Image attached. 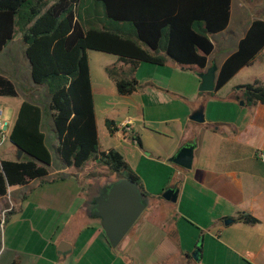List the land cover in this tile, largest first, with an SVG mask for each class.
<instances>
[{
    "label": "crops",
    "instance_id": "crops-1",
    "mask_svg": "<svg viewBox=\"0 0 264 264\" xmlns=\"http://www.w3.org/2000/svg\"><path fill=\"white\" fill-rule=\"evenodd\" d=\"M234 2L229 27L215 35L222 36V47L226 50L229 45V50L216 58L215 45L208 67L215 64L219 70L238 48L251 23L264 19V2L257 8ZM234 21L242 25L241 32H235ZM228 41L231 42L227 44ZM116 58L104 68L122 65L130 73L129 66ZM144 64L126 75L139 83L138 90L125 96L127 99H121L124 97L108 75L100 77L96 92L91 74L100 144L104 150L120 152L140 177L147 204L143 214L120 245L113 248L95 213V200L116 182V174L109 177L98 171L95 162L81 169L66 167L61 161L58 166L52 163L44 180L9 187L7 195L0 197V264H264V161L260 157L264 153V104L248 106L241 89L256 81L264 86V50L218 92L199 89L198 75L208 67L185 68L172 60L165 66ZM180 71L192 74L190 91L149 74L166 76ZM140 72L147 73L139 77ZM112 88L117 95L111 96ZM164 94L172 95L173 104H188V113L168 119L148 114V108L169 103ZM241 101L244 105H240ZM200 109L204 122L196 123L191 116ZM99 110L108 134L106 148L101 141ZM107 119L117 127L113 135L106 127ZM127 119L133 120L130 131L121 126ZM146 123L154 134L153 148L136 133L139 126L146 129ZM169 123H173L175 133ZM161 137H166L167 143L161 141L156 148ZM185 145L195 147L191 169L171 161ZM146 147L152 150V157H157L154 162L169 170L167 175L157 176L166 188L155 190L153 182L140 172L141 159H151ZM11 151L18 156L16 147ZM170 187L179 190L177 202L162 196ZM240 213L259 222H238L235 219ZM227 219H232L228 225ZM196 250L200 251L198 260L193 257Z\"/></svg>",
    "mask_w": 264,
    "mask_h": 264
},
{
    "label": "trees",
    "instance_id": "trees-1",
    "mask_svg": "<svg viewBox=\"0 0 264 264\" xmlns=\"http://www.w3.org/2000/svg\"><path fill=\"white\" fill-rule=\"evenodd\" d=\"M232 1L0 0V53L21 35L32 81L36 87H45L50 96L56 152L63 165L81 169L89 162L99 163L119 180L136 182L146 194L124 156L100 144L88 52L118 57L131 74L143 63L165 66L169 60L204 70L215 50L212 36L230 25ZM263 50L264 19H256L218 70L213 92L250 66ZM105 70L119 95L131 96L138 90V81L127 78L122 65ZM241 89L248 106L264 104V86L259 82ZM0 96H19L14 81L2 74ZM105 124L110 134L117 131L114 121L107 119ZM8 137L24 155L19 160L0 158V197L7 195L9 187L44 180L53 163L39 104L22 102ZM235 220L259 222L246 213Z\"/></svg>",
    "mask_w": 264,
    "mask_h": 264
},
{
    "label": "rangeland",
    "instance_id": "rangeland-1",
    "mask_svg": "<svg viewBox=\"0 0 264 264\" xmlns=\"http://www.w3.org/2000/svg\"><path fill=\"white\" fill-rule=\"evenodd\" d=\"M235 4H244V5H249L252 8L255 7L257 8L259 4H263L264 0H260L259 2L257 0H234ZM251 3V5H250ZM233 28L235 29V32H241L242 30V25L239 23H236L234 21L233 23ZM230 38V37H229ZM228 39V38H227ZM212 40L214 41L216 45V53L215 57L220 58L224 56L228 50H229V45L227 46L226 50L222 47L225 43V41L222 39V36H212ZM231 42V41H230ZM229 41L227 44L230 43ZM231 48V46H230ZM89 58H90V69H91V74L93 76V81L96 86V92H98L97 88L99 87L100 83V77H107V74L105 72V64L110 65L112 64V60L116 61V56L101 53V52H96V51H89L88 52ZM145 66L148 67H154L151 66V64H144ZM125 75L129 76V70H124ZM5 73L6 75L12 77L15 81L16 87L19 92L18 97H2L0 96V108L4 111V118L9 121L10 123V130L13 127V124L16 120V117L19 112V106L24 100H31L33 102L38 103L42 108H43V116H44V124H43V130L46 133L47 136V143L53 153V163L54 166H58L61 162L59 160L58 154L56 152V147H57V135L55 132L53 120L51 117V111L48 108L49 101H50V96L47 92V89L45 87H36L35 84L32 81L31 77V68H30V63L28 62L26 55H25V44L22 40V37L20 34L16 36V38L10 42V44L7 46V48L4 50V52L0 53V74ZM147 73V72H146ZM146 73L140 72L139 77H142ZM151 76H154L155 78H162L165 79L169 82H172L176 86L180 87L181 89H184L186 91H190V85L191 81L194 79L192 78V74H189L188 71H180L178 74H172L169 73L168 75H164L161 73H149ZM112 94L111 96H114V94L117 95V92L112 88ZM167 97V102H169L166 105H163L162 107L155 106L153 109H147L146 112L149 114H153L157 116L158 118H171L175 116L176 114H186L188 113L190 106L186 104L185 102L181 101L180 103L173 104L172 103V95L171 94H164ZM117 99H120V96H116ZM124 98L121 99H127L125 96ZM177 99V98H176ZM111 100H115L114 97H111ZM154 102V101H153ZM244 101L240 102L241 103ZM132 103V102H131ZM115 105H118L115 103ZM100 111V110H99ZM101 112V113H100ZM98 113L99 119H100V134H101V141L103 143V146L106 148L108 140V134L107 130L104 126V123L102 122V111ZM119 120V119H115ZM146 129H142L143 126H139L136 129V133L140 134L142 137V140L144 141L145 145L149 146V148L155 147V142L151 138L152 134L150 130L149 123H146ZM172 129V132L175 133L173 123H169V126ZM149 129V130H148ZM105 132L103 133V131ZM162 130H164V126H162ZM147 131V132H146ZM165 131H163L164 133ZM151 133V134H150ZM9 136V135H8ZM6 137L4 141H1L0 139V158H10V159H18L17 154H14L12 149H15L13 144L10 142L9 137ZM140 137V138H141ZM154 137V136H153ZM156 137V136H155ZM167 143L166 137H161L160 140H158L156 148L159 147V143ZM149 152L146 153L147 157L151 158L150 160H145L141 159L140 164V172L143 176V178L148 179V181H152L154 186L152 188L156 189H162L166 188L167 185H164L165 183H162L157 176H165L168 174L169 170H166L162 165L159 164V162H154L158 161L156 159L157 157H152V150L146 147ZM157 156V155H155ZM153 158V159H152ZM97 170H101L106 175L113 176L115 173L112 172L110 169L108 170L106 166L100 165L97 163ZM114 173V174H113ZM115 180H119L118 175H114ZM164 186V187H163ZM101 190L98 193V196L100 195Z\"/></svg>",
    "mask_w": 264,
    "mask_h": 264
},
{
    "label": "water",
    "instance_id": "water-1",
    "mask_svg": "<svg viewBox=\"0 0 264 264\" xmlns=\"http://www.w3.org/2000/svg\"><path fill=\"white\" fill-rule=\"evenodd\" d=\"M217 72L218 67L213 64L198 75L201 79L199 88L201 92L214 91ZM241 105H244V102ZM191 120L196 123H203V110L200 109L194 113ZM194 149L193 145H185L171 161L182 168L191 169L194 160ZM17 150L18 159H21L24 151L20 148H17ZM178 195L179 190L170 187L162 196L167 201L177 202ZM95 203V213L101 218L102 228L113 248L120 245L147 207L145 195L140 190L139 185L128 178H122L105 188L103 193L95 200ZM231 222L232 219L225 221L227 225ZM199 256L200 251L196 250L193 257L198 260Z\"/></svg>",
    "mask_w": 264,
    "mask_h": 264
},
{
    "label": "built area",
    "instance_id": "built-area-1",
    "mask_svg": "<svg viewBox=\"0 0 264 264\" xmlns=\"http://www.w3.org/2000/svg\"><path fill=\"white\" fill-rule=\"evenodd\" d=\"M132 125H133L132 119H127L121 124V126L126 131H130ZM9 126H10V123L8 120H6L4 118V111L0 108V139H1V141H4L6 139V137L9 135V133L11 131ZM260 157L264 161V153H261Z\"/></svg>",
    "mask_w": 264,
    "mask_h": 264
}]
</instances>
